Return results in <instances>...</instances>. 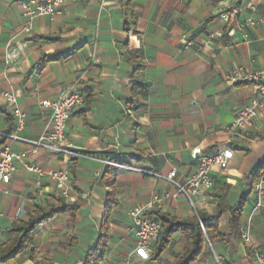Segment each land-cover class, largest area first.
<instances>
[{
    "label": "crops",
    "instance_id": "crops-1",
    "mask_svg": "<svg viewBox=\"0 0 264 264\" xmlns=\"http://www.w3.org/2000/svg\"><path fill=\"white\" fill-rule=\"evenodd\" d=\"M21 1L0 0V108L6 111H0V145L14 131L2 90L15 93L17 107L26 114L18 133L25 140L49 128L50 109L42 101L75 89L84 102L67 122L73 154L40 149L15 161L10 192L0 197V247L38 207L75 205L77 210L41 223L29 245L4 264H82L107 210L109 238L99 264H174L189 245L180 232L158 256L153 242L146 256L129 259L136 244L129 210L145 206L148 216L187 219L198 211L213 212L219 189L230 208L250 192L239 233L248 229L253 245L264 253V207L254 209L251 176L264 160V110L242 130L244 136L231 134L229 126L256 87L225 80L235 67L264 69V26L243 23L252 4L256 16L264 14V0H72L62 5L61 14L37 16L29 35L22 32ZM233 6L241 10L236 20L222 21L219 14ZM212 33L221 36L208 40ZM184 35L194 40L192 46H183ZM8 44L19 54L16 66L4 64ZM11 147L26 152L30 144L16 140ZM194 149L201 155L228 149L231 157L216 173V190L191 203L182 194L171 196L176 188L167 176L176 168L174 181L183 183L195 169ZM24 164L68 170L69 198L60 196L49 175L39 177ZM166 194L170 196L153 202ZM230 218L231 212L224 211L218 219L224 234L230 233ZM209 249L194 264H220L219 259L255 264L251 247L231 236L227 244L216 242Z\"/></svg>",
    "mask_w": 264,
    "mask_h": 264
},
{
    "label": "built area",
    "instance_id": "built-area-1",
    "mask_svg": "<svg viewBox=\"0 0 264 264\" xmlns=\"http://www.w3.org/2000/svg\"><path fill=\"white\" fill-rule=\"evenodd\" d=\"M72 0H45L44 2H35L34 0L21 1V13L24 18V25L22 32L26 35L32 33L33 20L37 16L46 15L53 17L61 14V7L63 4ZM263 1V0H258ZM238 6L230 7L226 11L219 14V18L226 22H233L240 13ZM249 16L243 20L247 26L254 27L256 25L264 26V14L256 16L257 5L252 4L248 7ZM221 33H212L207 35L208 40H212ZM181 43L185 48L194 44V40L188 39L184 35L181 38ZM19 54L8 44L3 61L6 66H16L18 64ZM225 80L230 83H248L256 87V94L250 102L237 111L228 130L231 134L242 137L245 134L242 130L249 126L261 110H264V69L260 71H245L242 67H235L230 69L225 74ZM1 96L4 98L7 107L10 108L11 115L14 119V131L7 136V142L0 145V197L7 195L10 192V181L15 172V161L25 157L28 153L35 154L40 149H45L57 154L71 155L72 146L66 139V128L70 113L75 108L79 107L84 102V96L81 92L75 89H69L61 92L53 100L42 101V105L50 109V123L49 128L44 130L33 140H25L19 136V132L23 129L25 124L26 114L17 107L16 94L2 90ZM16 140L26 141L30 144V149L26 152H14L11 143ZM195 160V169L184 180L183 183L174 181L176 175V168H172L167 178L175 185L176 193L171 195L175 197L177 194H182L193 202L197 195L216 190V173L223 171L228 165L231 157L230 150H218L212 155H201L198 149L192 152ZM109 164L128 169L135 172H141L140 169L126 166L123 164L109 162ZM25 168L31 172H35L39 177L44 174L49 175L55 182V188L59 191L62 198H69V172L66 169L44 171L42 168L33 164H24ZM255 191V206L254 209L264 207V172L259 182L254 186ZM170 195L166 194L164 197L154 198V203H159L161 200L168 198ZM147 207L135 206L128 212L130 220L129 232L136 240L135 247L129 254V259L133 256H146L150 246L156 241L161 230V221L153 216L147 215ZM240 240L243 244H247L252 249V259L255 264H264V253L259 251L253 245L249 235L248 229L240 230ZM127 264H131L130 260ZM218 264V262H217Z\"/></svg>",
    "mask_w": 264,
    "mask_h": 264
},
{
    "label": "trees",
    "instance_id": "trees-1",
    "mask_svg": "<svg viewBox=\"0 0 264 264\" xmlns=\"http://www.w3.org/2000/svg\"><path fill=\"white\" fill-rule=\"evenodd\" d=\"M49 39V38H45ZM0 111L6 112L2 108ZM264 172V160L259 163L251 172L253 184H257ZM112 184V181H109ZM250 193V192H249ZM249 193L242 194L238 203L230 208L225 202V191L219 189L215 196L218 198V203L213 212L198 211L196 215L187 219L171 218L165 215H159L161 221V230L155 241L156 255L158 256L164 251L172 235L176 232L183 233L189 239V245L184 249L183 253L175 257L174 264H194L195 261L202 255L203 251L211 245L218 242L227 244L230 236L237 240L240 239L239 223L240 215L245 206ZM111 200L110 204L115 203ZM110 206V205H109ZM77 210L75 205L65 206L60 210L53 208L44 209L38 207L35 214L26 222L14 227L11 239L6 244L0 247V264L7 263L14 259L23 249H25L31 240L32 232L43 222L48 221L58 214L67 211L73 214ZM224 211L231 212L229 221V234H224L219 230L218 219ZM108 210L103 217L99 228L98 237L95 245L88 251L82 261V264H99L103 259L107 241L109 238V223ZM220 264H228L224 260L219 259ZM42 264V263H36Z\"/></svg>",
    "mask_w": 264,
    "mask_h": 264
},
{
    "label": "rangeland",
    "instance_id": "rangeland-1",
    "mask_svg": "<svg viewBox=\"0 0 264 264\" xmlns=\"http://www.w3.org/2000/svg\"><path fill=\"white\" fill-rule=\"evenodd\" d=\"M210 249H209V247H208V251H209ZM214 264H217L216 262H215V260H214Z\"/></svg>",
    "mask_w": 264,
    "mask_h": 264
},
{
    "label": "water",
    "instance_id": "water-1",
    "mask_svg": "<svg viewBox=\"0 0 264 264\" xmlns=\"http://www.w3.org/2000/svg\"><path fill=\"white\" fill-rule=\"evenodd\" d=\"M219 264V263H218Z\"/></svg>",
    "mask_w": 264,
    "mask_h": 264
}]
</instances>
